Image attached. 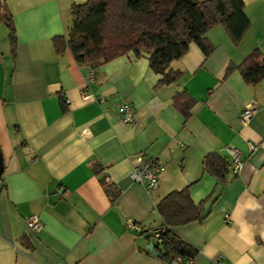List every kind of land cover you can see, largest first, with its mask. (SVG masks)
<instances>
[{
    "label": "crops",
    "instance_id": "crops-1",
    "mask_svg": "<svg viewBox=\"0 0 264 264\" xmlns=\"http://www.w3.org/2000/svg\"><path fill=\"white\" fill-rule=\"evenodd\" d=\"M243 2L249 26L240 41L220 24L208 28L207 55L191 41L170 62L181 71L175 81L158 84L148 53L128 50L94 67L85 86L89 65L52 43L66 35L77 0H0V264H184L145 247L156 245V202L182 188L202 206L199 220L169 227L196 249L190 264L217 255L264 264V77L252 84L237 69L225 73L254 48L264 59V0ZM181 91L193 99L188 116L173 101ZM124 101L132 124L119 116ZM246 104L255 110L242 124ZM230 146L244 158L238 173L228 163L221 177L204 169L206 154L226 159ZM137 151L164 164L150 192L129 177ZM31 213L39 231L27 229ZM127 218L142 229L127 228Z\"/></svg>",
    "mask_w": 264,
    "mask_h": 264
},
{
    "label": "trees",
    "instance_id": "trees-1",
    "mask_svg": "<svg viewBox=\"0 0 264 264\" xmlns=\"http://www.w3.org/2000/svg\"><path fill=\"white\" fill-rule=\"evenodd\" d=\"M243 0H84L71 5V23L66 35L52 38L54 50L67 47L76 62L96 67L120 54L132 50L135 55L148 53V65L161 74L158 84L175 81L181 71L170 62L182 56L193 41L204 55L211 45L203 33L220 24L234 44L249 26L243 10ZM11 51L15 47L14 27L6 19ZM237 69L247 83L264 77V59L257 48L239 63L229 62L225 73ZM173 101L184 116H188L193 99L185 91L177 92ZM228 159L218 153L203 157L208 172L221 177ZM114 197L113 193H110ZM155 210L166 228L162 241L155 245L159 257L171 261L178 255L192 258L196 249L174 234L169 227L201 218L202 206L194 203L187 188L172 190L155 204Z\"/></svg>",
    "mask_w": 264,
    "mask_h": 264
},
{
    "label": "built area",
    "instance_id": "built-area-1",
    "mask_svg": "<svg viewBox=\"0 0 264 264\" xmlns=\"http://www.w3.org/2000/svg\"><path fill=\"white\" fill-rule=\"evenodd\" d=\"M84 85L88 86L91 82L95 80V68L89 66L86 75L84 76ZM255 107L248 104L239 112L238 118L240 123L245 124L249 117L253 114ZM119 116L122 121L132 124L134 122L133 118V107L129 102H122L119 105ZM248 149L253 150L255 148V143L250 141L247 142ZM227 159H228V169L232 174L238 173L241 169L244 158L242 152L235 147L227 148ZM133 165L131 171L129 172V177L136 182L141 183L147 192H150L157 188L158 185V174L164 169L163 162L155 156H147L141 151H137L133 155ZM107 181V179H104ZM227 216V215H226ZM26 225L29 231H39L42 228V222L37 213H31L26 217ZM127 228L140 231L142 226L140 223L134 221L131 218H127L125 221ZM163 224H158L150 229V234L155 240V244H159L162 241V232L165 230ZM175 261L184 262V264H190L191 258L187 255H178L174 258ZM208 264H224L223 256L217 255L215 258L211 259Z\"/></svg>",
    "mask_w": 264,
    "mask_h": 264
},
{
    "label": "water",
    "instance_id": "water-1",
    "mask_svg": "<svg viewBox=\"0 0 264 264\" xmlns=\"http://www.w3.org/2000/svg\"><path fill=\"white\" fill-rule=\"evenodd\" d=\"M2 169H3V160H2V155L0 152V176L2 173ZM145 247L147 250L151 251L152 254L159 255L157 249L155 248V245L152 242L147 243Z\"/></svg>",
    "mask_w": 264,
    "mask_h": 264
},
{
    "label": "rangeland",
    "instance_id": "rangeland-1",
    "mask_svg": "<svg viewBox=\"0 0 264 264\" xmlns=\"http://www.w3.org/2000/svg\"><path fill=\"white\" fill-rule=\"evenodd\" d=\"M78 2H80V0H77V3H78ZM66 20H68V21H67L68 23H67V25H66V29H67V28L69 27L70 23H71V17H70V15H69V16H68V15L66 16Z\"/></svg>",
    "mask_w": 264,
    "mask_h": 264
}]
</instances>
